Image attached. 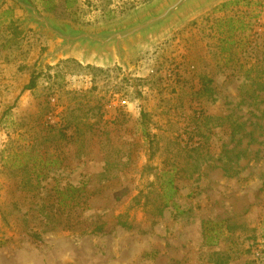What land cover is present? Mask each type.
<instances>
[{"label":"rangeland","instance_id":"obj_1","mask_svg":"<svg viewBox=\"0 0 264 264\" xmlns=\"http://www.w3.org/2000/svg\"><path fill=\"white\" fill-rule=\"evenodd\" d=\"M31 1L89 28L156 0ZM23 16L0 3V264H264V0H212L126 67H39L50 42ZM66 184L86 204H59Z\"/></svg>","mask_w":264,"mask_h":264},{"label":"water","instance_id":"obj_2","mask_svg":"<svg viewBox=\"0 0 264 264\" xmlns=\"http://www.w3.org/2000/svg\"><path fill=\"white\" fill-rule=\"evenodd\" d=\"M4 0H0L2 3ZM24 11L23 30L40 31L50 42L39 57V67L46 62L74 53L83 61L106 62L115 58L126 67V53L146 46L162 36L188 15L212 0H156L124 20L98 27H83L42 11L31 0H12Z\"/></svg>","mask_w":264,"mask_h":264},{"label":"trees","instance_id":"obj_3","mask_svg":"<svg viewBox=\"0 0 264 264\" xmlns=\"http://www.w3.org/2000/svg\"><path fill=\"white\" fill-rule=\"evenodd\" d=\"M36 77H37V75L31 74L28 82L22 87L21 91L32 89L35 86ZM6 150H7L6 148H2L1 151H0V156H1L2 159H3L4 155H5ZM22 154H24V153H22ZM53 163H54L53 161H49V162H45L44 164L45 165H50V164H53ZM24 166H25V164H24ZM40 177H43V175H34V180H36L38 182ZM162 182H163V185H164V187H163L164 193H161L160 195H158L160 200H161V198H164V197L167 198V199H169V198L172 199V196L174 195V192H175V188L172 185L173 184L172 178L171 177H167ZM82 190H83V186L82 185H81V187H74V186H71L70 184L64 185L61 189L57 190L58 195L60 196V199H59L58 203L61 204L63 207H68V208H70L72 206H75V205L78 206L80 204L81 205L86 204V198L87 197H82V195L80 194V192ZM82 198H83V200H82ZM172 203H173V201H172ZM167 204H168V202L166 200L157 202V204L155 205V208H156L155 211L158 214H161L162 208L164 206H166ZM116 218H117L118 224H120L122 227H125V228H130L131 227L130 223H127L125 220L122 219V215L119 214ZM209 223L210 222H204L203 223V230H202V233L204 234V237L206 238L205 242H207L208 245L209 244H214L216 242V239H215L216 237L212 238V236L210 234L207 235V231H208V228H209ZM102 224H97L95 227H93V229H91V231L92 232H94V231H103V225ZM33 237L36 238V237H38V235L34 234ZM226 260L227 259H223L221 257L220 258L218 257L215 260V262L224 263V262H226Z\"/></svg>","mask_w":264,"mask_h":264},{"label":"crops","instance_id":"obj_4","mask_svg":"<svg viewBox=\"0 0 264 264\" xmlns=\"http://www.w3.org/2000/svg\"><path fill=\"white\" fill-rule=\"evenodd\" d=\"M6 37L8 36V35H5Z\"/></svg>","mask_w":264,"mask_h":264}]
</instances>
